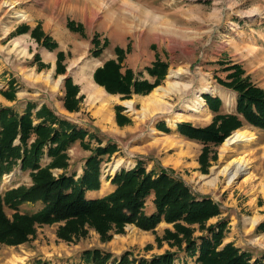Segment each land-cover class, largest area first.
Segmentation results:
<instances>
[{"label":"rangeland","instance_id":"1","mask_svg":"<svg viewBox=\"0 0 264 264\" xmlns=\"http://www.w3.org/2000/svg\"><path fill=\"white\" fill-rule=\"evenodd\" d=\"M69 21L75 26L82 25L84 35L72 31L68 27ZM24 25L30 28L29 31L16 33ZM34 29L39 30L40 37H50L57 48L49 50L42 46L32 36ZM98 34L102 40L108 39L110 45L95 57L91 54L92 39ZM129 45L130 52L124 64L133 69L139 79L153 83L155 77L150 76L146 68L159 59L168 65L160 86L169 81L170 73L175 70L182 74L177 81L188 85L191 94L185 101L177 100L175 95L169 96L166 100L171 110L156 113L141 102L148 95H133L131 100L125 101L120 96H107L114 121L111 128L98 120L100 105L91 97L85 82L105 61L116 58V46L126 49ZM59 52L66 56L63 62L65 75L56 74ZM37 55L39 59H36ZM233 64L240 65L245 75L264 89V0H0V108L10 107L21 114L28 103L36 106L33 112L45 104L78 129L86 130L89 134L86 141L91 142L92 147L98 146L99 141L102 146L108 142L118 146L110 161L102 166L101 193H91L89 198L105 196L115 188L110 178L117 171L111 172L110 165L117 160L123 162L118 171L133 169L138 162L149 171L163 166L183 180L197 197L208 196L219 205L221 214L209 220L208 225L226 222L223 245L233 243L241 251L251 254L254 260L264 254V232L257 230L264 222V194L257 187L261 182L264 184V130L245 125L239 130H246L257 140L250 147L236 143L225 156H222L221 147L227 139L220 146L212 147L211 155L215 152L217 158L211 160L206 174L201 172L198 161L203 144L182 136L177 130L182 122L196 127H206L212 122L215 115L204 99L205 94L222 100L221 113L236 111L237 95L217 81L218 77L226 78L228 71L224 69ZM67 77H72L83 95L78 112L70 113L63 107ZM12 83L16 90L14 101L1 94L9 90ZM212 89L213 94L208 92ZM127 101L134 102L133 109L128 107ZM197 103H205L206 112L191 114L186 111V106ZM116 105L126 108L124 114L131 118L130 125H117ZM177 112L184 113L185 117L177 118ZM153 128L156 135H152ZM165 128L170 132H165ZM167 138L171 141L165 144ZM244 152L250 154L248 168L238 175L235 183L228 184L220 171ZM68 155V173H75L77 179L83 173L84 161L90 151L77 142L69 148ZM48 162L47 157L42 161L43 165ZM61 173L62 170H53L55 176ZM216 177L217 184H210L209 181ZM30 184L29 173L18 167L2 177L0 193ZM152 201V197L146 201L147 214L155 210ZM40 206L23 205L21 209L34 211ZM57 228V225L38 228L36 236L23 245H0V264H34L36 260H45L49 264H81L82 252L94 248L110 252L117 259L125 252L136 258L150 259L171 251L176 252L174 264H196L198 253L193 255L184 246L179 249L165 242L158 247L156 234L161 237L166 228H173L165 222L158 225L156 234L127 225L124 234L115 235L108 243H101L94 231L84 239L64 242L57 238ZM203 234L197 229L194 233L196 250L202 243L199 239ZM149 245L152 246L150 250L147 249Z\"/></svg>","mask_w":264,"mask_h":264},{"label":"trees","instance_id":"2","mask_svg":"<svg viewBox=\"0 0 264 264\" xmlns=\"http://www.w3.org/2000/svg\"><path fill=\"white\" fill-rule=\"evenodd\" d=\"M74 24L69 21L68 27L84 35V27ZM29 29L24 25L16 33H25ZM38 31L34 29L32 36L42 46L49 50L57 48L50 37L42 38ZM92 45L91 54L99 57L110 43L98 34L93 37ZM129 52L130 45L126 49L116 46V58L105 61L93 74L97 85L110 95L120 96L122 101L131 100L133 95H149L162 84L168 70V65L157 59L146 68L149 75L155 77L154 82L139 79L134 70L124 64ZM36 57L40 58L39 55ZM65 58L64 52L57 54V75L66 74ZM224 71H228L226 78L218 77L217 81L237 95L236 111L221 113L222 100L205 94L204 99L215 115L212 122L206 127L187 122L177 126L182 136L203 144L198 161L204 174L208 172L211 160L217 158L215 152L211 155L212 147L220 146L245 125L264 130V89L255 85L240 65L233 64ZM13 86L12 83L9 90L1 92L10 101L16 99ZM80 91L72 77L65 78L63 107L66 111H80L83 101ZM35 109L36 106L30 103L23 114L10 107L0 108V181L18 167L31 178L30 185H19L0 193V245L26 244L36 236L38 228L53 225L58 226L57 238L64 242L84 239L94 231L101 243H108L115 235L124 234L127 225L156 234L158 225L165 222L173 228H166L161 237L156 234L158 247L165 242L179 249L184 246L187 252L198 253L196 264H264V254L253 260L251 254L241 251L233 243L223 245L227 223L208 225L209 220L221 214L219 205L208 196L197 197L183 180L163 166L149 171L138 162L133 169H121L110 178L115 187L112 192L89 198V194L101 190L102 166L110 161L118 146L111 142L102 146L99 141L98 146L92 147L91 142L86 141L89 135L86 130L78 129L45 104L33 112ZM125 110L122 105L114 107L115 120L120 127L132 123L124 114ZM164 131L168 133L170 129ZM77 142L90 151V155L84 161L83 173L76 179L75 173H68V150ZM45 157L49 162L43 165ZM53 170H62V173L55 176ZM150 197L155 210L147 214L146 201ZM23 205L41 206L34 211H25L21 209ZM196 229L204 233L199 239L202 243L198 250L193 237ZM257 230L264 232V222ZM151 248V245L147 246L148 250ZM175 258L176 252L166 251L150 259L136 258L125 252L117 259L110 252L94 248L82 252L81 264H174ZM34 264L49 263L36 260Z\"/></svg>","mask_w":264,"mask_h":264},{"label":"bare ground","instance_id":"3","mask_svg":"<svg viewBox=\"0 0 264 264\" xmlns=\"http://www.w3.org/2000/svg\"><path fill=\"white\" fill-rule=\"evenodd\" d=\"M92 2V1H91ZM95 6V5H94ZM60 32V31H59ZM177 33V32H176ZM62 36V35H61ZM60 39V38H59ZM63 42V41H62ZM18 43L20 44L21 42ZM178 44V43H177ZM178 47V46H177ZM14 49L16 47H13ZM54 55V54H53ZM87 73V72H86ZM84 75V74H83ZM182 75L178 71H172L169 75V81L164 86H160L156 88L151 94L148 96L144 97L143 100H141L142 103H144V106L147 107L148 110H154L159 112H165L168 110H171V105L167 102V98L169 96L175 95L177 100H183L185 101V97H188L189 94H191V90H189V86L185 84H181L177 81L179 76ZM47 78V76H46ZM44 77V80L46 79ZM42 79V78H41ZM38 80V79H37ZM47 80V79H46ZM87 85L86 87L89 89L91 97L95 100L97 104L100 105V109L98 110L99 118L98 119L101 123L109 125V127L113 128V119L111 117V113L109 110V100L107 99V96L109 95L102 87L94 84V81L90 78L87 82H85ZM213 89L208 90V92H212L213 94ZM226 98V97H225ZM230 102V101H229ZM126 104L128 105L129 108L133 109L134 102L133 101H127ZM143 107V106H142ZM186 111L192 113H202L206 112V106L205 103L202 105L197 103L195 105H188L186 106ZM143 110V109H142ZM185 110V109H184ZM153 112V111H152ZM143 113V111H142ZM177 118L183 117L185 114L182 112H177ZM148 114V113H146ZM113 115V114H112ZM144 116V115H143ZM147 116V115H146ZM185 117V116H184ZM176 118V117H175ZM116 119V118H115ZM99 122V123H100ZM176 123V122H175ZM106 125V126H107ZM171 125V124H170ZM174 128V127H173ZM130 131V130H129ZM117 133V132H116ZM126 133V132H125ZM118 134V133H117ZM157 131L155 128L152 129V135H156ZM155 138V137H154ZM258 138V137H257ZM156 139V138H155ZM256 137L253 134H249L246 130H238L231 137H229L223 146L221 147V152L222 156L227 155L230 153L232 150L231 147L239 142L244 143V146L250 147L253 145V143L256 141ZM164 143L167 144V142H170V138L164 139ZM174 141V140H172ZM177 141V140H176ZM159 143V142H158ZM180 143V142H179ZM160 144V143H159ZM157 144V145H159ZM178 144V143H177ZM239 145V144H238ZM169 147V146H168ZM171 147V146H170ZM189 147V146H188ZM190 148V147H189ZM264 149V148H263ZM187 151V150H186ZM188 152V151H187ZM264 152V151H263ZM255 154V153H254ZM253 154V155H254ZM250 154L244 152L242 155L239 157L235 158L231 163H229L227 166H225L221 171L220 174L225 175L226 178L228 179V184H233L235 183L238 175L245 171L248 168V156ZM252 155V156H253ZM183 156V155H182ZM171 160V159H170ZM168 162V160H166ZM165 162V163H167ZM255 162V161H254ZM175 164V163H174ZM234 164V165H232ZM262 164V163H261ZM111 166V172H116L118 171L122 166L123 162L121 160L115 161ZM219 177V176H218ZM218 177L213 178L209 181L210 184L216 185L218 181ZM220 178V177H219ZM251 182V181H250ZM258 185L259 191L264 194V184Z\"/></svg>","mask_w":264,"mask_h":264},{"label":"crops","instance_id":"4","mask_svg":"<svg viewBox=\"0 0 264 264\" xmlns=\"http://www.w3.org/2000/svg\"><path fill=\"white\" fill-rule=\"evenodd\" d=\"M91 79L93 80V76H91ZM103 88V87H102ZM104 89V88H103ZM21 114H23V113H21ZM114 190V188L112 189L111 188V190L110 191H113ZM99 193H101V191L99 192ZM100 195V194H99ZM98 197H101V196H98Z\"/></svg>","mask_w":264,"mask_h":264}]
</instances>
